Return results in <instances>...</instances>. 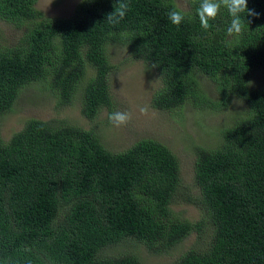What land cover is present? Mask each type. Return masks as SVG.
Masks as SVG:
<instances>
[{
  "label": "trees",
  "instance_id": "16d2710c",
  "mask_svg": "<svg viewBox=\"0 0 264 264\" xmlns=\"http://www.w3.org/2000/svg\"><path fill=\"white\" fill-rule=\"evenodd\" d=\"M37 1L0 0V21L20 31L13 41L0 32V123L19 94L35 87L54 93L59 106L79 95L93 126L29 118L8 140L0 134V264H143L138 246L171 253L193 232L203 240L170 264H264V0H247L256 15L242 14L249 24L232 37L225 9L210 30L200 27V0L186 9L177 0H129L115 25L106 17L118 0H80L66 18L46 16ZM173 8L191 20L173 25ZM111 43L126 48L125 61L157 69L156 109L192 103L222 111L235 98L246 104L221 124L218 144L195 146L198 195L183 201L200 208L197 221L171 207L181 174L170 147L149 137L123 150L105 145L109 114L123 111L111 93L121 68L111 62ZM196 75L211 81L218 98ZM101 122L106 131H96Z\"/></svg>",
  "mask_w": 264,
  "mask_h": 264
},
{
  "label": "rangeland",
  "instance_id": "374dc122",
  "mask_svg": "<svg viewBox=\"0 0 264 264\" xmlns=\"http://www.w3.org/2000/svg\"><path fill=\"white\" fill-rule=\"evenodd\" d=\"M79 1L38 0L36 7L46 16L66 18L72 14ZM177 4L180 8L186 9L182 0H178ZM0 32L11 41L17 39L20 33L18 29L3 21H0ZM108 48L111 62L121 66L111 76V93L115 103L121 102L123 111L130 112L132 119L122 127L108 126V133L104 132L107 136L105 145L112 151L123 150L130 146L132 140L149 137L170 147L178 158L181 174V189L171 207L178 218L197 221L201 213L200 208L191 202L183 201L184 196L198 195V188L193 185L195 146L199 144L209 146L208 144L215 143L214 141L217 143L221 137L219 139L215 133L219 134L222 128L221 124L228 121L229 114L245 111L246 104L235 98L231 105L222 111L196 108L192 103L176 110L156 109L151 105L152 94L161 87V80L156 70L144 65L141 61H125L126 48L119 44L111 43ZM199 78L201 87L207 95L211 99L218 98L211 81L203 75H200ZM258 79L259 73L253 72L252 86H256L253 83H256ZM140 106L148 107L147 114L139 112ZM80 110L79 95L71 104L59 106L57 97L51 91L42 92L35 87L26 88L19 94L12 110L2 117L0 134L3 140H8L14 132L23 127L29 118L64 119L88 129L93 126V123L86 119ZM105 116L106 113L103 111L96 120H102ZM100 130H105L102 122L96 129V131ZM197 235L193 232L185 237L171 253L155 255L149 253L143 246H138L136 251L142 258L143 264H170L190 245L198 244L200 242L197 241L203 240ZM131 248L130 244L127 249Z\"/></svg>",
  "mask_w": 264,
  "mask_h": 264
},
{
  "label": "clouds",
  "instance_id": "9594fccd",
  "mask_svg": "<svg viewBox=\"0 0 264 264\" xmlns=\"http://www.w3.org/2000/svg\"><path fill=\"white\" fill-rule=\"evenodd\" d=\"M187 1L182 0L185 5ZM221 9H225L230 17V23L227 28V35L230 37L239 36L243 33L245 30V21L249 24V21L245 19V15H256V13L247 8V0H200L199 6L196 8V16L199 19L200 27L206 32L210 30L213 27L210 21H214L217 18ZM128 11H130L129 0H118L116 9L109 13L106 19L110 24H119L125 18ZM167 16L169 21L175 26H180L186 20H191L192 18L187 11L177 10L175 8L170 10ZM152 68L159 73L155 67ZM199 76L196 75V79L200 84ZM148 110L147 106L139 107L141 114H147ZM108 119L113 126L122 127L131 121L132 114L128 111H116L110 113Z\"/></svg>",
  "mask_w": 264,
  "mask_h": 264
}]
</instances>
